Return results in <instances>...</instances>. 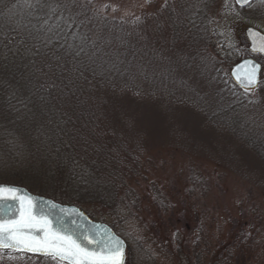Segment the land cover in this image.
<instances>
[{"label":"trees","instance_id":"obj_1","mask_svg":"<svg viewBox=\"0 0 264 264\" xmlns=\"http://www.w3.org/2000/svg\"><path fill=\"white\" fill-rule=\"evenodd\" d=\"M209 1L164 3L149 23L109 14L98 0H0V169L10 171L0 183L77 205L118 235V224L148 208L146 187L168 209L129 100L200 113L227 138L217 161L250 182V200L264 202V88L252 96L210 60ZM203 65L214 68L204 89L194 83ZM231 221L226 252L205 264L246 258L245 223Z\"/></svg>","mask_w":264,"mask_h":264},{"label":"rangeland","instance_id":"obj_2","mask_svg":"<svg viewBox=\"0 0 264 264\" xmlns=\"http://www.w3.org/2000/svg\"><path fill=\"white\" fill-rule=\"evenodd\" d=\"M174 2L177 0H98V5L108 9L109 14L121 17L139 19L147 15L150 23L160 6ZM233 2L211 0L205 6L203 18L213 49L210 60L222 63L229 75L235 63L253 56L263 64L264 72V56L250 54L244 36V30L250 25L264 32V20L249 7L238 10ZM200 71L202 75L197 76L194 83L204 89L214 68L203 65ZM261 81L264 88V76ZM258 92L255 89L251 95L257 96ZM262 102L264 104V93ZM124 106L138 131L144 132L149 162L155 167L153 178L166 191L170 202L168 209L161 208L154 203L155 196L146 187L150 194L148 208L118 224L119 235H123L128 244L127 264L214 263L219 253L226 252L225 244L232 237L230 233L236 231L232 230L231 220L234 219H238V224L245 223L247 231L246 258L239 259L238 263L260 264L264 259V202L257 198V201L250 200L247 195L250 182L217 161L222 156L219 147L227 138L206 129L203 116L190 107L171 106L162 110L158 103L129 100H125ZM201 144L208 146V150L201 149ZM237 151L249 163L253 161L251 167H260L252 154ZM9 174L10 171L0 169V178ZM236 254L233 253L231 261L235 262L232 264H237ZM0 264L64 263L52 257L41 259L0 250Z\"/></svg>","mask_w":264,"mask_h":264},{"label":"water","instance_id":"obj_3","mask_svg":"<svg viewBox=\"0 0 264 264\" xmlns=\"http://www.w3.org/2000/svg\"><path fill=\"white\" fill-rule=\"evenodd\" d=\"M245 5L251 0H235ZM249 51L264 55V33L245 30ZM262 65L253 57L235 63L230 76L244 90L255 89ZM126 241L106 222L74 204L58 202L24 186L0 183V250L49 256L67 264H125Z\"/></svg>","mask_w":264,"mask_h":264},{"label":"flooded vegetation","instance_id":"obj_4","mask_svg":"<svg viewBox=\"0 0 264 264\" xmlns=\"http://www.w3.org/2000/svg\"><path fill=\"white\" fill-rule=\"evenodd\" d=\"M256 1L258 0H251L249 3L243 5V6H239L235 3L236 7L238 8V10H244L246 8H251V12L254 11L258 14H256L257 16H259L260 19L264 20V0H259V2L256 4ZM235 2V0H234ZM233 2V3H234ZM248 8V9H249Z\"/></svg>","mask_w":264,"mask_h":264}]
</instances>
